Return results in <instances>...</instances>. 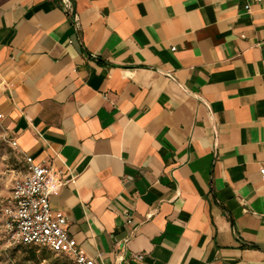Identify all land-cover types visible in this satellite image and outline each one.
Instances as JSON below:
<instances>
[{"label": "crops", "instance_id": "1", "mask_svg": "<svg viewBox=\"0 0 264 264\" xmlns=\"http://www.w3.org/2000/svg\"><path fill=\"white\" fill-rule=\"evenodd\" d=\"M69 2L0 0L20 176L95 264H264V0Z\"/></svg>", "mask_w": 264, "mask_h": 264}, {"label": "built area", "instance_id": "2", "mask_svg": "<svg viewBox=\"0 0 264 264\" xmlns=\"http://www.w3.org/2000/svg\"><path fill=\"white\" fill-rule=\"evenodd\" d=\"M252 1L260 3L262 0ZM60 2L63 10L70 12L69 0ZM250 6V3H246L244 10L249 12ZM73 21H76L75 16ZM4 137L9 147L16 150V141L9 140L5 134ZM23 160L26 165L25 172L14 181L8 201L2 210L8 242L12 245L35 246L52 254L66 255L74 264H95L69 237L64 214L51 209L50 196L62 185L54 179L52 168L36 164L29 156H24ZM260 174L264 179V170H261ZM135 258L142 259L141 256Z\"/></svg>", "mask_w": 264, "mask_h": 264}, {"label": "rangeland", "instance_id": "3", "mask_svg": "<svg viewBox=\"0 0 264 264\" xmlns=\"http://www.w3.org/2000/svg\"><path fill=\"white\" fill-rule=\"evenodd\" d=\"M22 166L21 156L9 147L0 128V264H48L49 261L33 259L30 248L8 242L2 210L8 201L14 181L20 178ZM49 255L52 258L71 261L66 255Z\"/></svg>", "mask_w": 264, "mask_h": 264}, {"label": "trees", "instance_id": "4", "mask_svg": "<svg viewBox=\"0 0 264 264\" xmlns=\"http://www.w3.org/2000/svg\"><path fill=\"white\" fill-rule=\"evenodd\" d=\"M18 246H23V247H28L29 252L31 253L33 259H42L45 261H49L48 264H74L71 261H67V260H60L59 258H52L49 254V251L45 250V249H41L35 246H24V245H18ZM52 255H58V254H52Z\"/></svg>", "mask_w": 264, "mask_h": 264}]
</instances>
